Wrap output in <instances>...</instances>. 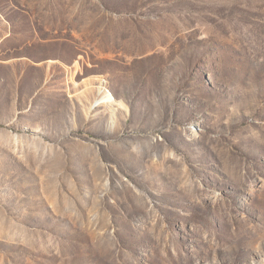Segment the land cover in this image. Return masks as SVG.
Here are the masks:
<instances>
[{
  "label": "rangeland",
  "instance_id": "obj_1",
  "mask_svg": "<svg viewBox=\"0 0 264 264\" xmlns=\"http://www.w3.org/2000/svg\"><path fill=\"white\" fill-rule=\"evenodd\" d=\"M0 264H264V0H0Z\"/></svg>",
  "mask_w": 264,
  "mask_h": 264
}]
</instances>
